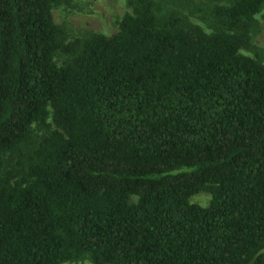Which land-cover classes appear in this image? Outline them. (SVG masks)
Segmentation results:
<instances>
[{
    "label": "trees",
    "instance_id": "1",
    "mask_svg": "<svg viewBox=\"0 0 264 264\" xmlns=\"http://www.w3.org/2000/svg\"><path fill=\"white\" fill-rule=\"evenodd\" d=\"M58 1L0 0V264H264V0L69 42Z\"/></svg>",
    "mask_w": 264,
    "mask_h": 264
},
{
    "label": "rangeland",
    "instance_id": "2",
    "mask_svg": "<svg viewBox=\"0 0 264 264\" xmlns=\"http://www.w3.org/2000/svg\"><path fill=\"white\" fill-rule=\"evenodd\" d=\"M156 2H160V7L163 9L188 15L191 21L200 23L208 29L200 19L205 16L206 12L200 13L199 11L191 14L188 1L156 0ZM190 2L197 5H209V0H191ZM128 11L127 0H59L52 8L54 22L59 25L61 37L66 42L81 38L89 32L110 36L117 31L118 21ZM256 20L255 26L251 27V44L249 47H242L241 51L264 63V9L256 15ZM190 200L207 205L210 194L202 191L192 195ZM68 264L95 263L85 257L68 262Z\"/></svg>",
    "mask_w": 264,
    "mask_h": 264
}]
</instances>
